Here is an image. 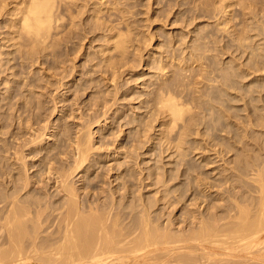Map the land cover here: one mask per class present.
Returning <instances> with one entry per match:
<instances>
[{"label":"bare ground","instance_id":"obj_1","mask_svg":"<svg viewBox=\"0 0 264 264\" xmlns=\"http://www.w3.org/2000/svg\"><path fill=\"white\" fill-rule=\"evenodd\" d=\"M232 3L217 4L212 15L218 20L211 33L218 84L211 87L206 100L214 117L209 124L203 123L207 128L228 130L235 142H241L243 149H235L237 159L224 156L236 147L226 136L209 133L203 142H196L206 131L183 117L187 101L164 80L155 89L146 90L138 107L143 109L141 113L124 121L138 126L137 137L131 142L127 136L125 144H116L114 154L120 166L124 162L118 154L123 146L128 153L140 147L147 154L155 143L161 156L139 173V162L128 161L120 172L124 181L103 198L91 199L88 190L107 176L98 171L103 155L92 152L104 145L94 142L91 124L104 120L100 127L105 128L108 118L111 124L124 123L120 118L125 105L116 106L121 98L119 78L125 73L130 50L141 47L135 42L137 36L129 33L132 24L128 25L122 9L117 21L102 20L104 9L119 8L116 0H0V18L15 15L9 25L15 27L14 32L32 31L45 39L52 30L56 39L66 17L73 38L65 56H54L41 77L23 75V92H16L15 80L6 77L5 82L12 84L2 97L7 99V117L0 112V264H264V139H257L249 130L255 122H262L261 108L255 103L264 102V15L250 7L243 20L252 28L236 32L232 14L219 20ZM234 4L243 7L246 0ZM181 34L182 40L171 39L174 58L176 48L183 44L190 55L178 58L177 80L193 74V65L180 63L197 61L203 47L194 30ZM230 34L237 44L226 42L225 35ZM189 35L190 44L185 40ZM178 40L180 44L175 46ZM95 41L100 45L87 58L85 45ZM241 52L247 55L246 61L235 58ZM225 53L230 57L227 60L221 57ZM166 58L161 56L160 62ZM58 88L66 91L53 92ZM67 93L73 95L71 103L58 108L59 97L70 100ZM84 94L91 98L81 99ZM238 94L248 108L242 126L229 107L234 106ZM16 96L18 101H13ZM49 100L53 101L51 110L46 108ZM85 110H94L92 119L76 130L68 121L54 123L51 118L57 111L68 115L76 111L82 118ZM166 120L173 121L170 127L165 126ZM177 125V131L172 132ZM51 127L52 133L45 137ZM148 127L157 133L149 146H138ZM192 134L197 137L188 138ZM211 143L217 156L223 154L218 159L221 163L213 168L217 174L210 171L212 176L194 156L186 158L193 148L212 147ZM208 160L207 165L212 162ZM149 188L155 194L147 191Z\"/></svg>","mask_w":264,"mask_h":264},{"label":"rangeland","instance_id":"obj_2","mask_svg":"<svg viewBox=\"0 0 264 264\" xmlns=\"http://www.w3.org/2000/svg\"><path fill=\"white\" fill-rule=\"evenodd\" d=\"M93 1L96 0H90V2ZM102 1L109 2L114 0ZM116 1L119 4V8L110 9V11L104 9L101 13L102 20L104 22L113 23L118 20L120 9L124 10L128 16V19L126 20L129 22L128 25L132 24V32L129 31V33L137 36L138 40H135V42L137 43V45L140 44L141 46L138 51L136 49L130 50L131 53L129 54V62L124 67L125 73L122 74L121 78H119L121 98L118 100V104H116V106L125 105L126 108L123 117L120 118L121 122L136 118L143 110L141 108L139 109L138 107L145 97L144 94L146 90L150 88H152V90L155 89L158 83L165 80L175 91L181 92L184 96V99L187 101V104L184 105L185 111L183 112V117L185 119L194 120L195 125H198L202 132L206 131V134L204 136H198L196 142H203V138H208L209 133H214L219 136H226L229 141L233 142V144L236 145V147L224 156L226 159L232 158L235 161L237 159V150L240 151L243 149V145L241 144V142H235L234 139L230 137L231 133H228V130L217 128L212 129L211 127L207 128L203 123V120H205L209 124V122H211L212 118L214 117V110L210 109V106L206 103V100L208 97V91L211 89V87L214 86L215 88L218 84V78L214 75V67H216V61L214 59V52L212 47L213 43L211 40V33L212 31L216 30V22H218V20L215 21L216 19L212 15L216 12L215 7L217 4L224 5L233 2L230 6H226V9L228 10H226L224 14H221L219 20L223 21L225 18V14H232L234 18V21L232 22V24L234 25L233 28L234 30H236V32H241L246 27L248 29L252 28L247 26V24L243 20L244 16H248L247 12L249 11L248 9H250V7H253L254 9H256V11L259 10L258 12H260L261 15H264V1L246 0V4L243 7L234 4L237 0ZM75 8L76 7H73L74 12ZM112 10H114L113 14L111 13ZM62 11H64V9ZM117 13L118 15H116ZM14 18L15 15H5L4 17L0 18V110L3 109V111L0 112H4V115H6L5 117H7L8 114L7 108L5 106L7 105V99H2V97L4 96L5 88L12 84V82H5L6 77L9 75V77L11 76L12 79L15 80L13 87L16 92H23L22 88L20 87L21 82H23L22 80H26V78H23V75H30L35 79L41 77L43 72L49 70V65L51 64L50 60H52L54 56H65L68 45L71 44V40L73 39L69 30V26L66 25L68 22V18L66 17L61 20L60 31L59 34L56 35V39H54L52 30L50 31L48 37L45 39H40V36L37 37V35L32 31L21 30L19 32H14L15 27L9 26L13 25L15 21ZM100 20L101 19H99V21ZM121 25L122 27H124L125 22L122 21ZM223 26L224 23H220V27ZM185 30H194V32L198 33V43L202 44L203 47L198 50L197 61L185 62V60H183L180 63L181 66L184 67L193 65L195 67L193 74L189 78L186 77L184 80H177L174 78V71L177 68V62H179L178 58L181 56L187 57L190 55V52H188L189 47L184 46V44L180 45V47L176 48V58H174L175 55H173V52L175 54V51H172L170 44L172 43L171 39L173 40V42L174 40L176 41V39L182 40L183 38H181V33L186 34ZM249 33H252V31L250 30ZM252 34H254V32ZM189 37L190 35L188 37L186 36L185 40L188 41ZM225 39H227L226 42H230L232 44L236 43V40L232 38L231 34L229 35V37L225 35ZM180 40L176 42L175 46L178 43L180 44ZM221 42L223 44L225 43V41ZM92 44L95 46H93ZM99 45V41H95L91 44L86 43V51L84 56L86 55V57L89 58L90 54L93 53L94 50L99 47ZM130 48L132 49L133 47ZM182 50L185 51L181 52ZM195 54L197 53L195 52ZM161 56L167 58L163 62H160ZM245 56L247 55H243L241 52L236 54L235 58L239 61H246L248 58H245ZM221 57H223L224 60L230 58L226 53ZM86 63L87 65H89V60H87ZM162 65L164 67L163 69H161ZM14 71L17 73L16 76L13 75ZM247 82H249L248 78L246 80V83ZM55 90L61 93L62 91H66V88L54 89L53 92H55ZM262 94L264 95V92ZM67 95V98L73 96L69 95V93H67ZM237 96L238 100L233 102L234 106L230 104L229 107H233L232 111L237 115L236 122L238 125L242 126V117L245 116V112L248 111V108L244 104L245 99H241L239 94ZM18 97L19 96L14 97L13 101H18ZM123 97L125 98L123 99ZM71 98L72 97H70V100L68 101H61V97H59L58 99H60V101L57 104L58 108L64 104H70L72 101ZM85 98H91V95L88 94L86 96V94H84L81 96V99ZM258 104L255 103V106H260L261 108L259 112L261 115L260 118H262L261 123L263 124V126L260 125L261 123L255 122L252 128L249 127V130L256 134L257 139H264V102L262 100H259ZM15 105H17V103ZM81 105L82 107H84L85 103L83 102L81 103ZM1 106H3V108ZM252 106L253 104H251L249 108H252ZM46 108H48L49 110L53 108L52 100H49L46 103ZM235 109L237 111H235ZM98 112H100V110H98ZM93 113L94 110H85L81 118L78 116L76 111H74V113L71 115H68L64 112L60 113L57 111L51 114V118H53L54 123H56L59 119L68 121L73 127L72 129L76 130L78 128H81L83 125H87L90 119H92ZM64 115L65 119L63 118ZM110 119L111 118L107 119V122L105 123L107 125L105 128L100 127L104 123V120L97 123L93 122L91 124V131H93V135L95 136L94 142H96V144L102 143L104 145L100 149H92V152L103 155L98 171L100 173L104 172L103 174L106 173L107 175L105 177H102L101 180L98 181L96 188L88 190L87 196L91 199L96 197L103 198V196L107 194L110 188H114V186H117V184H120L124 181L122 180L120 172L128 161L134 163L139 162L140 165L138 167L136 166V169L139 173L142 167L147 166V164L155 163L159 156H161L160 146H156L155 143L153 150H149L147 154L142 153L144 151V148L140 147L135 149L132 148V151H130L131 153H128L129 151L127 150V148L123 146L120 149V153L118 155H122L119 160H122L124 164L120 166L117 165V159L114 157L117 154L115 145H118L122 142L125 144L127 136L130 137V140L132 142V139L136 136L135 133L138 126L132 122H130L129 124H125L124 122L122 126L119 123L111 124L109 123ZM167 119H169V117H167ZM176 120L180 123L182 121L180 120V118H176ZM148 121L149 125H152V120L148 119ZM245 121L247 122V118H245ZM172 123L173 121L166 120L165 126L170 127ZM218 124H220V122H218ZM178 127L179 126L177 125L174 130H172V132H176ZM156 128H158V126ZM241 128L243 127H240V129ZM154 130V128L148 127V131H142L140 137L142 138V140L138 142V146H149L150 141H152L151 137L154 136L155 133H157L154 132ZM52 131L53 127L47 129L48 134L45 137H48V135H50ZM130 131L133 132L130 134ZM191 137L197 136H195L194 134L188 136V138ZM46 140H48V138H46ZM211 141L214 142V140ZM129 143L130 142H128L127 145H129ZM210 145H212V147H210L209 144L207 146H203V148L205 147L204 149L193 148L192 146H190L191 148H193V150L190 149L192 152L187 155L186 158L191 160L192 156H194L193 158H195L196 160L198 159L201 164L203 163V170H209L207 172H209V174L211 175V173L214 171L213 168L215 167V165H217V163H221L222 160L220 161L218 159L221 158L220 156H222L223 154H218L217 156L213 151L214 145L212 143ZM215 146L219 147V145ZM236 148L237 150H235ZM199 150H203L204 152H200ZM125 155L127 156L125 157ZM204 155L207 156L204 157ZM162 156H167V153H162ZM209 156L210 158H208ZM168 158L169 157H165L164 159L168 160ZM201 159L206 163H204ZM208 159L212 160V162L210 161L211 164L208 163L209 165H207V162L209 161ZM213 160H216L217 162L214 161L213 163ZM205 165L207 167H205ZM107 171L109 172V174ZM215 171L217 172V168L215 169ZM216 172L213 173H215L216 175ZM78 176L79 175H76L74 179H77ZM78 183H80V181H78L77 184ZM138 183L139 182L137 181V185ZM137 185L135 183L133 187L136 188ZM151 188H154V186ZM151 188H149V190L147 191L151 192ZM158 188L160 187H157L155 189ZM145 189H143L142 191L145 192ZM154 192V189H152L151 193L155 194ZM189 197L191 198L192 194H190ZM179 212L180 211H178V213Z\"/></svg>","mask_w":264,"mask_h":264}]
</instances>
